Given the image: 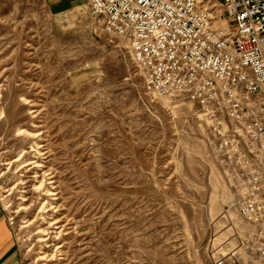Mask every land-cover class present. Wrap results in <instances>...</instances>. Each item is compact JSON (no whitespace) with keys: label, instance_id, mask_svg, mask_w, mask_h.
I'll return each instance as SVG.
<instances>
[{"label":"rangeland","instance_id":"rangeland-1","mask_svg":"<svg viewBox=\"0 0 264 264\" xmlns=\"http://www.w3.org/2000/svg\"><path fill=\"white\" fill-rule=\"evenodd\" d=\"M0 86V201L23 264H43L41 223L28 222L40 206L18 208L31 183L7 191L25 173L9 162L35 142L29 156L55 175L58 215L73 232L64 264H213L233 254L261 264L244 246L250 224L229 206L226 163L202 112L153 98L129 43L103 29L88 0H0Z\"/></svg>","mask_w":264,"mask_h":264},{"label":"built area","instance_id":"built-area-1","mask_svg":"<svg viewBox=\"0 0 264 264\" xmlns=\"http://www.w3.org/2000/svg\"><path fill=\"white\" fill-rule=\"evenodd\" d=\"M88 8L129 43L153 98L198 106L226 163L229 206L250 224L244 246L264 264V0H88ZM213 264L246 263L233 254Z\"/></svg>","mask_w":264,"mask_h":264},{"label":"bare ground","instance_id":"bare-ground-1","mask_svg":"<svg viewBox=\"0 0 264 264\" xmlns=\"http://www.w3.org/2000/svg\"><path fill=\"white\" fill-rule=\"evenodd\" d=\"M1 88L2 86H0V93L2 90ZM24 100H27V98H24ZM0 114L3 115V110H0ZM17 132L19 135L26 136L27 138H35L39 136V132L36 130L23 127H18ZM35 146H38L37 142L32 145L31 150L23 148L18 157L9 162V165L12 166L16 163V169H18L17 171L20 172L21 170H24L25 173L16 177V181H19L13 187L7 189V191H13L14 188H18L20 184H25L26 182L31 183L30 187L24 190L27 194H21L23 203H21L22 206L18 208L30 212V210L33 209L37 203L40 206L34 216V219L30 221L28 220L29 224L33 225L37 222L41 223L36 232V236H38L37 241L39 243V252L37 253L36 260L37 262H42L43 264H64V258L58 259V256L65 255L66 244L69 243L70 246L71 242H68L67 239L70 238L69 236H72L73 232L69 231L67 223L64 222L66 219H63L58 215V212H60L58 209L61 207V204L59 203L60 197L57 196L60 192H58L56 180H54L55 175H51V172L47 173V170L43 168V165L37 157L34 155H32L34 157L29 156L33 150L37 149ZM30 173L33 174L30 176ZM26 174L29 175V181H26L25 178H23L27 176ZM25 187L27 188V186ZM34 194L37 195V197H33ZM26 201H29V203H24Z\"/></svg>","mask_w":264,"mask_h":264},{"label":"crops","instance_id":"crops-1","mask_svg":"<svg viewBox=\"0 0 264 264\" xmlns=\"http://www.w3.org/2000/svg\"><path fill=\"white\" fill-rule=\"evenodd\" d=\"M0 264H23L21 253L7 213L0 201Z\"/></svg>","mask_w":264,"mask_h":264}]
</instances>
